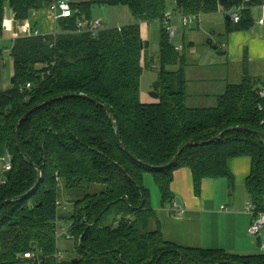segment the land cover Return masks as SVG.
Segmentation results:
<instances>
[{
  "label": "trees",
  "instance_id": "1",
  "mask_svg": "<svg viewBox=\"0 0 264 264\" xmlns=\"http://www.w3.org/2000/svg\"><path fill=\"white\" fill-rule=\"evenodd\" d=\"M176 1L69 0L73 14L56 21V34L13 39L14 81L0 88V158L9 153L13 164L0 183V203L11 199L0 207V264H28L24 254L29 251L41 252L43 264H264V251L238 254L166 240L144 185L145 175L152 174L161 204H173L174 173L187 167L197 195L205 178H226L232 188L229 161L249 156V201L255 214L264 211V138L251 131L264 134L259 77L246 70L241 81L216 97V105L188 106L186 55L175 48L162 23L170 8L199 17L243 7L239 22H227V33L249 29L252 7L264 0H228L225 6L220 0H181V7ZM51 2L0 0V39L6 8L22 21ZM96 5L126 6L135 21L96 34L79 31L78 21H91ZM153 21L161 22L157 64L145 57L149 41L142 30V23ZM5 52L0 49V77ZM177 64V70L169 68ZM150 67L158 69L159 97L144 101L141 77ZM69 94L74 96L41 107L21 124V146L32 165L17 146L19 119L44 101ZM87 97L106 105L115 123ZM117 128L130 154L117 139ZM214 137L219 138L208 142ZM189 141L193 144L164 168ZM40 173L38 188L23 197ZM62 189L84 194L68 210ZM62 222L71 225L74 256L58 262L55 233Z\"/></svg>",
  "mask_w": 264,
  "mask_h": 264
},
{
  "label": "crops",
  "instance_id": "2",
  "mask_svg": "<svg viewBox=\"0 0 264 264\" xmlns=\"http://www.w3.org/2000/svg\"><path fill=\"white\" fill-rule=\"evenodd\" d=\"M251 14L254 22L249 29L229 33H227V22L231 19L226 18L227 14L224 10L201 14L196 19L200 28L202 26V22L199 21L200 17L205 16V26L207 25L205 34L210 36L225 35V39L220 42L209 38L220 49L226 51L224 55L213 50L208 42H205L203 53L197 52L195 50L196 41L189 39L188 42H185V28L180 26L177 29V35L183 29L184 37L182 41H178V45H183L182 52L185 53L186 59L188 58L187 51L190 52V50L193 60L201 59L205 54L207 66L226 63L244 64L245 62H258L262 65L264 64V22L260 23V20H264V5L252 7ZM7 18L9 19V17ZM29 20L46 33L56 30V21L48 15L45 9L31 11ZM153 22L142 24L151 26ZM216 26H219V29H216ZM188 43H191L190 46H187ZM173 44L176 45L174 42ZM211 73L209 70L205 79L208 80ZM187 74L188 66H186V77ZM256 76L264 83V78L259 75V72ZM0 160L2 161V158ZM229 166L235 177V184L232 188L226 178H205L199 195L195 193L191 169L185 167L175 171L171 189L176 195V202L155 206L166 240L185 247L225 248L238 254L264 251V227L255 236L248 232L253 216L246 211L249 197L245 182L250 174L252 159L249 156L232 158L229 161ZM3 167L2 161L1 175L7 173L3 171ZM178 197L180 203L177 202ZM222 206H225L226 209Z\"/></svg>",
  "mask_w": 264,
  "mask_h": 264
},
{
  "label": "rangeland",
  "instance_id": "3",
  "mask_svg": "<svg viewBox=\"0 0 264 264\" xmlns=\"http://www.w3.org/2000/svg\"><path fill=\"white\" fill-rule=\"evenodd\" d=\"M71 1H85V0H71ZM7 16L9 18L12 17L13 13L9 8H6ZM92 20L102 19L104 25L106 26H117V25H126L135 21L134 17L131 15L129 9L126 6H108V5H96L93 6L91 12ZM8 20V18H7ZM6 20V22H7ZM202 22V26L198 27V22L192 24L189 27H183L185 30V42H188L189 39L195 40L197 43L196 51L199 53H203L205 50V42L209 38H212L215 42H220L225 39V35H213L210 36L205 34V16L200 17ZM219 29V26L215 27ZM183 29L180 30L177 37L174 39V43L176 46L179 44V40H183ZM209 29V28H208ZM143 34L146 39L149 41V46L146 49L145 57L153 59L154 63H158L159 58V50H160V33H161V22L154 21L151 26L146 24L142 25ZM13 39L10 31L6 30L4 37L0 39V49L6 51L3 54L2 60L5 62V68L2 72V76L0 77V88L8 89L12 85V78L14 75V63L13 59L10 56V49L13 46ZM204 48V49H203ZM190 50V49H189ZM182 52V51H181ZM191 52V50H190ZM187 51V66H188V74H187V104L190 107H209L216 105V97L224 92L226 86L230 83H237L242 80L245 76L246 70H248L249 74L252 76H256L259 72V75L264 78V64L258 62H248L241 64H215V65H206L205 64V54L202 55L201 59L193 60L191 54ZM217 58L220 56H216ZM221 58V57H220ZM262 66V67H261ZM179 64L169 66L172 70H177L179 68ZM241 67H244L243 69ZM209 70L212 72L211 77L209 79H205L207 72ZM158 81V69L157 68H145L143 75L141 77V95L144 101H152L154 98L150 95V93L154 90V83ZM262 81L259 82V86L263 85ZM3 161V160H2ZM0 160V165L2 163ZM4 164V162H3ZM6 174L0 173V183L3 182V179L6 178ZM144 185L150 189L151 192V204L153 208L155 206H160L162 200L159 188L155 183L154 177L152 174H146L144 177ZM95 189V188H94ZM92 189V190H94ZM84 194V191L75 195L70 191H66L62 189L61 191V199L63 203H66V208L70 210L73 206L71 203L72 200L76 198H81ZM68 203V204H67ZM64 226L69 228L68 222H62ZM255 236V235H253ZM58 246L62 248L64 258H71L74 256L73 253V242L66 240L64 238L60 239L58 242Z\"/></svg>",
  "mask_w": 264,
  "mask_h": 264
},
{
  "label": "built area",
  "instance_id": "4",
  "mask_svg": "<svg viewBox=\"0 0 264 264\" xmlns=\"http://www.w3.org/2000/svg\"><path fill=\"white\" fill-rule=\"evenodd\" d=\"M243 7L231 8L225 13L230 16V19L237 23L240 21V11ZM46 12L54 21H57L60 18H68L72 16V9L70 6L69 0H52V2L45 9ZM198 18L195 14H183L174 11L172 8L168 9L165 12L164 17L162 18V23L164 24L166 31L169 34L171 40H173L177 36L178 27H189ZM7 20V19H6ZM264 20L261 19L260 23H263ZM4 29L10 31L12 35V39H16L18 37H27V36H43L48 34L43 30L38 28H33L30 20H22L19 21L15 18V14L12 15L11 18L4 22ZM78 29L79 31H88L96 34L98 31L105 29L109 26L104 25L102 19L87 21L84 19H80L78 21ZM56 34V30L52 32ZM175 48L178 51L183 50V45H175ZM31 85L28 83L27 87L29 88ZM258 96L261 100H264V84L260 86L258 90ZM260 109H263V106L260 105ZM4 162L3 171L6 173L12 169V156L7 153L4 157H2ZM5 179H3V182ZM222 208L226 209L225 206ZM246 211L253 216V220L248 228V232L251 235H257L264 227V211L258 212L255 214V208L251 201H249L246 205ZM57 247L58 250L54 254V257L58 262H62L64 258V252L61 247L58 246V242L60 239L64 238L66 240L72 241L74 239L73 234L71 233V225L69 223V228L64 226L62 223L57 224L56 233H55ZM41 252L29 251L24 254V257L28 259V264H43V259L41 257Z\"/></svg>",
  "mask_w": 264,
  "mask_h": 264
},
{
  "label": "water",
  "instance_id": "5",
  "mask_svg": "<svg viewBox=\"0 0 264 264\" xmlns=\"http://www.w3.org/2000/svg\"><path fill=\"white\" fill-rule=\"evenodd\" d=\"M227 1H228V0H220V4L223 5V6H225V5H227ZM176 3H177V6H178V7H181V0H177ZM226 18H227L228 20H230V16H229V15H227ZM207 42H208L209 46H210L213 50H215L218 54H220V55H224V54H226V51L220 49L219 46H218L217 44H214L213 41H212V39H208ZM13 81H14V77L12 78V82H13ZM159 86H160V81L158 80V81H156V82L154 83V86H153L154 90L150 93V95H151L153 98H158V97H159V92H158ZM71 96H74V95H73V94H69V95H63V96H60V97H57V98L48 99V100L44 101L43 103H41V104H39V105L33 107L32 109H30L28 112H26V113H25V114L19 119V121H18V123H17V129H16V141H17V146H18V148H19V150H20V153H21L23 156H25V157L29 160V162H30L32 165H35V164L33 163L32 159L29 158V157L27 156V154L24 152V150H23V148H22V146H21V142H20V127H21V124L27 119V117H28L29 115H31L32 113H34L36 110L40 109L41 107L46 106V105H48V104H51V103H53V102H55V101H57V100H60V99L66 98V97H71ZM79 96H82V95H79ZM87 98L90 99V100H92V101H94V102L97 103L98 105L102 106V107L106 110V112L109 114V117H110V119L112 120V123H113V124L115 123V121H114V119H113V114H112L111 110H110L106 105L101 104V103H99V102L93 100V99L90 98V97H87ZM240 128H241V127H235V129H240ZM228 130H229V129H228ZM251 131H252V132H256L258 135H260L261 137L264 138V134H263V133L258 132V131H254V130H251ZM116 134H117V139L120 141L121 146L124 148L125 151H127V152L129 153V151L123 146V143L121 142L120 135H119V129H118V128H117V130H116ZM221 134H222V133H221ZM216 138H219V137H214V138H212V139H211L210 141H208V142H212V141H214ZM192 144H193V141H189L188 143H186V144H185V145H184V146L178 151V153L174 156V158H173V159H172L167 165H165V166H163V167L166 168V167H170V166H172V165L176 162V160L179 158V156H180V154L183 152V150H184L186 147L191 146ZM129 154H130V153H129ZM40 183H41V173L39 174V179H38L37 183L34 185V187L31 188V190H30L28 193H26L25 195H23V197L29 196V195H30V194H31L36 188H38V186L40 185ZM10 201H11V199H7L6 201L1 202V203H0V207L3 206L4 204L10 202ZM177 202L180 203V198H179V197L177 198Z\"/></svg>",
  "mask_w": 264,
  "mask_h": 264
}]
</instances>
